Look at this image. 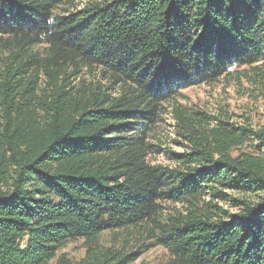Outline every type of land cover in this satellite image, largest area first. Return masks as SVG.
Returning a JSON list of instances; mask_svg holds the SVG:
<instances>
[{
    "label": "trees",
    "instance_id": "trees-1",
    "mask_svg": "<svg viewBox=\"0 0 264 264\" xmlns=\"http://www.w3.org/2000/svg\"><path fill=\"white\" fill-rule=\"evenodd\" d=\"M260 62L264 0H0V264H49L79 239V264H128L100 237L161 200L190 204L160 225L179 264H264V129L175 107L187 145L175 167L148 159L165 102ZM86 68L107 83L73 86ZM210 192L237 211L201 206Z\"/></svg>",
    "mask_w": 264,
    "mask_h": 264
},
{
    "label": "rangeland",
    "instance_id": "rangeland-1",
    "mask_svg": "<svg viewBox=\"0 0 264 264\" xmlns=\"http://www.w3.org/2000/svg\"><path fill=\"white\" fill-rule=\"evenodd\" d=\"M93 1L96 0H75V4L80 9ZM56 12H61V9ZM44 49L45 45L35 48L40 53H43ZM97 81L107 83V80L100 76L99 70L91 73L87 68L79 76L70 78L73 86L93 84ZM175 107H183L190 113H206L211 127L218 123L216 119L222 118L229 123L264 129V62L254 66L236 65L228 75L210 83L185 88L165 102L162 115L151 133V141L161 149L160 153L148 157L152 164L175 167L176 163L170 159L171 155L181 152L187 145L172 119L171 111ZM252 143L249 141L235 150L234 156L242 151H252ZM253 144H256V141ZM218 187L221 192L239 198L237 192ZM204 201L205 204H212L209 208L212 213H232L238 209L232 201L213 197L212 192L204 195L200 204L203 207ZM158 204L159 213L155 220L129 229L106 231L100 237L101 247L130 256L134 260L128 264H179L171 251L160 241V225H167L172 218L186 214L190 204L172 200H161ZM86 254L85 240L71 241L58 251L49 264H79Z\"/></svg>",
    "mask_w": 264,
    "mask_h": 264
}]
</instances>
